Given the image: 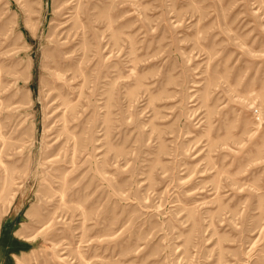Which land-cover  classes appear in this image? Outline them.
Segmentation results:
<instances>
[{
  "label": "rangeland",
  "instance_id": "374dc122",
  "mask_svg": "<svg viewBox=\"0 0 264 264\" xmlns=\"http://www.w3.org/2000/svg\"><path fill=\"white\" fill-rule=\"evenodd\" d=\"M0 264H264V0H0Z\"/></svg>",
  "mask_w": 264,
  "mask_h": 264
}]
</instances>
